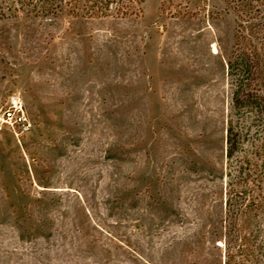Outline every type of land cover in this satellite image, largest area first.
Here are the masks:
<instances>
[{
    "label": "rangeland",
    "instance_id": "obj_1",
    "mask_svg": "<svg viewBox=\"0 0 264 264\" xmlns=\"http://www.w3.org/2000/svg\"><path fill=\"white\" fill-rule=\"evenodd\" d=\"M57 4L0 0V117L19 95L32 124H0V264H264V114L234 107V4Z\"/></svg>",
    "mask_w": 264,
    "mask_h": 264
},
{
    "label": "trees",
    "instance_id": "obj_2",
    "mask_svg": "<svg viewBox=\"0 0 264 264\" xmlns=\"http://www.w3.org/2000/svg\"><path fill=\"white\" fill-rule=\"evenodd\" d=\"M21 5L43 6L51 5L50 14L59 11L57 3H65L70 7L68 15L76 18H103L109 16L129 17L138 16L142 13L145 0H15ZM177 0H161L162 6L171 4ZM185 4L188 12L196 13L200 7L205 6L207 0H178ZM228 4L233 3V9L242 22L240 32L235 35V46L240 51V63L230 60L229 67L240 65L251 80H256V88H251L249 81L241 93L234 95V107L254 106L261 114H264V0H223ZM194 9H189V7ZM114 10V14L113 11ZM49 12V11H47ZM246 23L248 26H244ZM243 39V40H240ZM244 41V47L242 42ZM256 42V43H254ZM235 48V47H234ZM256 56V57H255ZM238 65H235V64ZM254 78V79H253ZM237 134L230 126L228 129V157H232L237 145Z\"/></svg>",
    "mask_w": 264,
    "mask_h": 264
},
{
    "label": "built area",
    "instance_id": "obj_3",
    "mask_svg": "<svg viewBox=\"0 0 264 264\" xmlns=\"http://www.w3.org/2000/svg\"><path fill=\"white\" fill-rule=\"evenodd\" d=\"M0 124L16 136L28 134L31 131L32 124L19 95H12L8 98L0 117Z\"/></svg>",
    "mask_w": 264,
    "mask_h": 264
}]
</instances>
